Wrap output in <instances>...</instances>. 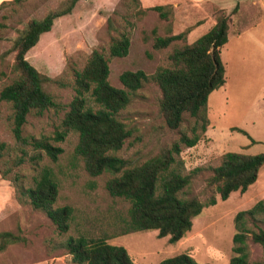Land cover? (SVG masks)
<instances>
[{"label":"rangeland","instance_id":"1","mask_svg":"<svg viewBox=\"0 0 264 264\" xmlns=\"http://www.w3.org/2000/svg\"><path fill=\"white\" fill-rule=\"evenodd\" d=\"M6 1L0 7V89L17 72L13 69V40L30 19H40L65 0ZM77 0L68 14L53 20L50 29L39 35L37 42L24 57L46 80L42 87L54 105L40 114L30 112L17 140L11 132V108L0 101V232L10 231L22 239L7 244L0 251V264H74L62 247L68 236L104 237L105 242L123 246L134 264H157L178 253H187L195 261L227 264L234 254L231 237L235 231L236 212L250 208L258 200L264 202V166L255 181L243 192L233 191L224 200L218 198L213 185L207 184L212 168L224 152L256 153L264 151V1L235 4L221 9L228 17L227 41L220 47L224 68L223 84L212 90L206 101V127L192 146H182L178 157L182 174L189 183L179 192L182 197H194L205 202L214 197L215 203L204 205L191 219V226L177 241L168 236L158 237L156 230L120 233V219L126 217L128 203L110 196L104 182L111 175H89L82 160L74 153L77 136L66 131L61 140H54L62 131L61 119L74 95L73 72L80 69L92 50L100 51L108 64V82L121 87L118 75L123 70H142L147 79L130 93L126 106L116 117L130 134L113 154L128 166L139 164L168 147L180 133L190 134L196 118L184 113L180 125L168 128L159 111L160 90L150 75L158 66H168L167 54L172 48L189 43L207 31L220 10L188 0ZM169 5L171 16L161 19L148 7ZM241 28V32H240ZM188 29L183 40H174L163 48L152 46L154 36H167ZM125 33L129 39L127 54L109 57L110 37ZM245 130L254 142L233 128ZM31 137H45L59 146L61 153L51 161L41 150L27 142ZM21 162L16 163L17 159ZM42 166H48L57 182L54 206L69 205L72 216L68 229L59 232L37 209L19 195L18 186L26 187ZM5 172V176L1 175ZM249 231H264V214L246 217ZM245 244L249 262H264V253L247 233Z\"/></svg>","mask_w":264,"mask_h":264},{"label":"trees","instance_id":"2","mask_svg":"<svg viewBox=\"0 0 264 264\" xmlns=\"http://www.w3.org/2000/svg\"><path fill=\"white\" fill-rule=\"evenodd\" d=\"M76 1L65 0L42 18L30 19L11 44L10 51H14L13 69L17 75L0 89V101L10 105L11 132L17 140L25 141L21 137V128L28 113L40 114L54 105L52 97L42 87L46 76L40 74L24 54L37 42L40 34L50 29L55 18L71 11ZM129 1L135 6L139 3L138 0ZM7 3L0 2V7ZM148 9L155 11L161 19L171 16L169 5H153ZM227 21V15L221 9L217 10L215 21L207 31L189 43L172 48L167 54L168 66H158L150 75L160 90L158 107L168 128H177L184 113L199 121L190 127L189 135L180 133L168 147L139 164L128 166L124 159L113 154L130 134L116 114L126 106L130 93L141 87L147 75L140 69L123 70L118 75L121 87L112 86L107 80V58L95 49L89 53L84 65L74 70V95L62 116V131L55 132L54 140H61L68 130L73 131L77 136L74 153L82 160L84 170L91 176L102 173L111 175L104 182L105 190L110 196L128 203L126 217L120 219V233L156 230L158 237L167 235V241L174 243L189 230L191 219L204 205L215 203L212 196L205 202L194 197L179 196L189 179L181 172L182 161L178 153L182 146H192L200 139L207 124V97L224 82L219 52L227 41ZM187 31L185 29L167 36L156 35L152 46L163 48L174 40H183ZM128 46L129 39L125 33L112 36L107 45L108 56L123 57L127 54ZM233 129L245 135L250 143L254 142L245 130ZM27 142L33 149L41 150L51 161H55L62 151L45 137H31ZM3 148L4 144L0 143V156ZM20 162L18 158L16 163ZM262 166L264 151H227L212 168L207 184L213 185L218 198L224 200L229 193L237 190L243 192L252 184ZM1 175L4 177L5 172L1 171ZM18 192L33 209L42 211L57 231L65 232L68 229L72 208L69 205L54 206L57 182L48 166L38 170L29 186H18ZM261 214H264L262 200L235 213V231L231 237L234 254L227 264H264L247 260L245 244L249 233L251 241L258 243L264 253V231L259 227L256 231H249L245 226L246 217L254 218ZM21 239L10 231L0 232V251L7 244ZM62 247L74 264H134L123 246L109 244L104 237L68 236L62 242ZM157 264L208 263H199L187 253H178L161 259Z\"/></svg>","mask_w":264,"mask_h":264},{"label":"crops","instance_id":"3","mask_svg":"<svg viewBox=\"0 0 264 264\" xmlns=\"http://www.w3.org/2000/svg\"><path fill=\"white\" fill-rule=\"evenodd\" d=\"M188 1H190L192 3H195V1L196 2L198 1L197 5L206 4V5H210V6H215V7L220 8V9H226L227 7H230L235 3H236L235 5H238L239 8H241V5L243 3L252 4L254 2V0H229V3H228L229 5L227 7H225V6L223 7V2H224L223 0H195V1L188 0ZM227 31H228V27H227ZM240 32H241V28H240Z\"/></svg>","mask_w":264,"mask_h":264}]
</instances>
